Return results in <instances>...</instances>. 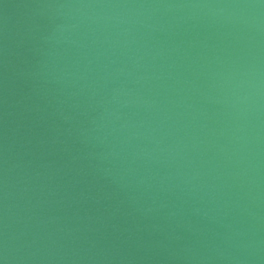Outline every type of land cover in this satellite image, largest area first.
Here are the masks:
<instances>
[{
	"label": "water",
	"instance_id": "1",
	"mask_svg": "<svg viewBox=\"0 0 264 264\" xmlns=\"http://www.w3.org/2000/svg\"><path fill=\"white\" fill-rule=\"evenodd\" d=\"M2 264H264V0H0Z\"/></svg>",
	"mask_w": 264,
	"mask_h": 264
},
{
	"label": "snow or ice",
	"instance_id": "2",
	"mask_svg": "<svg viewBox=\"0 0 264 264\" xmlns=\"http://www.w3.org/2000/svg\"><path fill=\"white\" fill-rule=\"evenodd\" d=\"M0 264H2V261H0Z\"/></svg>",
	"mask_w": 264,
	"mask_h": 264
}]
</instances>
